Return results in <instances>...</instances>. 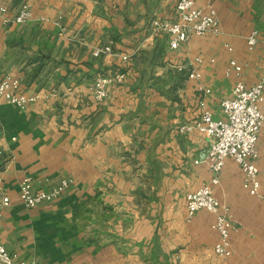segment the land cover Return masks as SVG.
Returning a JSON list of instances; mask_svg holds the SVG:
<instances>
[{
    "label": "crops",
    "instance_id": "obj_1",
    "mask_svg": "<svg viewBox=\"0 0 264 264\" xmlns=\"http://www.w3.org/2000/svg\"><path fill=\"white\" fill-rule=\"evenodd\" d=\"M178 1L27 0L33 17L19 25L15 0H0V8H8L0 11V80L18 77L28 86L25 94L39 96L25 108L0 102V192L11 200L0 217V245L19 260L154 264L161 254L159 264H264V199L244 189L234 161H226L214 189L236 224L232 256L214 254V215L199 211L188 221L185 194L212 177L194 164L210 142L177 131L201 114L199 84L211 90L205 110L225 117L221 102L233 96L240 79L226 73L231 60L242 66L246 86L261 78L264 0H221L215 5L221 34L193 36L171 50L168 36L155 32L151 21L174 20ZM255 30L259 42L249 50L246 40ZM111 42V54L96 55ZM197 57L203 59L201 81L180 83L173 107L147 97L164 89L144 86L142 62L170 80V67ZM118 72L124 82L96 103L93 81ZM258 148L264 194V135ZM26 178L35 190L64 180L70 186L54 203L28 209L19 198Z\"/></svg>",
    "mask_w": 264,
    "mask_h": 264
},
{
    "label": "built area",
    "instance_id": "obj_2",
    "mask_svg": "<svg viewBox=\"0 0 264 264\" xmlns=\"http://www.w3.org/2000/svg\"><path fill=\"white\" fill-rule=\"evenodd\" d=\"M203 8L196 6L195 0H179L176 6L175 19L171 21L155 20V32L167 35L168 47L178 50L182 44H187L193 36H206L208 34L220 35L221 23L215 8L221 0H206ZM1 13L8 12V8H0ZM33 13L29 3H24L14 16V22L19 25L27 24L32 20ZM9 20V18H8ZM6 20V22H8ZM247 46L253 50L259 42V32L253 31L247 37ZM228 50L232 48L227 45ZM113 42L96 51V55L111 54ZM124 60H128L124 56ZM202 57L194 62L176 66L178 72L187 71L189 79L201 81L200 67ZM243 68L236 60H231L226 73H232L240 78L233 90V96L221 102L224 118L216 119L213 114L205 110V97L211 90L201 85L199 92V106L201 114L195 120L183 124L177 131L183 135H198L206 137L209 142L207 152L194 161L195 165H203L211 174V180L201 186L191 195H187V219L191 221L199 211H207L214 215L213 230L218 234L219 240L214 247V254L223 259L232 256L231 234L236 230L230 208L220 202L215 195V187L220 183V174L227 160L234 161L240 168L243 176V187L253 197L264 198L260 180L259 142L264 135V71L257 83L246 86L241 80ZM125 74H107L100 76L93 87V98L96 103L103 104L110 96V87L124 82ZM39 99L36 94L27 95L23 91L22 82L18 78L7 77L0 80V102H6L19 108H25L29 103ZM70 182L62 181L48 189L35 190L32 179L26 178L20 185L19 198L28 209H35L47 203L59 200L67 191ZM9 196L0 192V217L5 207L10 205ZM0 264H36L19 260L16 254L9 252L0 245Z\"/></svg>",
    "mask_w": 264,
    "mask_h": 264
},
{
    "label": "rangeland",
    "instance_id": "obj_3",
    "mask_svg": "<svg viewBox=\"0 0 264 264\" xmlns=\"http://www.w3.org/2000/svg\"><path fill=\"white\" fill-rule=\"evenodd\" d=\"M24 3H28L27 0H15V6H16V9L19 10V8L24 4ZM158 5H160V3H158ZM14 5H12V9L15 8ZM18 12V11H17ZM157 19V17H155L151 23H153L155 20ZM226 50H228V47L226 46ZM141 64H143L141 67L143 68V70L141 71V73H145L144 76H145V80H144V86L147 87V86H150V87H153V86H156V84H158L160 86V88H163L164 91H157L159 94H155V93H152V94H148L147 97L150 99V100H154L158 97H162L168 101L171 102V106L173 107L174 106V103L179 99V93H178V88L180 87H183L181 84H183L184 82H186L187 80H189V73L187 71L185 72H178L175 65L174 67H170L169 68V71L170 73H172V78L169 79H161L160 77H156L154 74L156 72H154L153 68L148 69L147 65L145 64V62H142ZM161 63H157V66H160ZM178 73V74H177ZM180 74V75H179ZM102 75H105L102 73ZM101 75V76H102ZM7 77H12V78H16V77H13V76H10V75H7L4 77L7 78ZM18 78V77H17ZM99 78V76L96 78V80ZM19 79V78H18ZM21 80V79H20ZM95 81H93L92 83V86L94 87L95 85ZM22 82V88L25 86V87H28L27 85H25V81L24 80H21ZM181 83V84H180ZM173 84V85H172ZM24 85V86H23ZM171 85V86H170ZM170 86V88L168 90H166L165 88ZM203 86V85H202ZM93 87H92V92H93ZM201 87V84H199V88ZM95 101V100H94ZM150 102V101H149ZM6 103V102H5ZM162 103V102H161ZM8 104V103H7ZM149 110V109H148ZM203 136H201L202 138ZM2 166V163H0V168ZM194 191H189L185 194V200H186V203H187V195H191ZM264 199V198H263ZM157 242L156 241V245H157ZM161 254H156L154 256V264H159L161 263Z\"/></svg>",
    "mask_w": 264,
    "mask_h": 264
}]
</instances>
